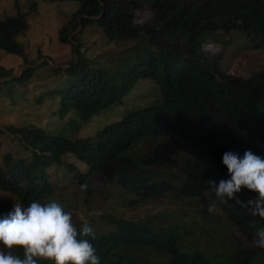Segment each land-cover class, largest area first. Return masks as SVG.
I'll list each match as a JSON object with an SVG mask.
<instances>
[{"label":"trees","instance_id":"16d2710c","mask_svg":"<svg viewBox=\"0 0 264 264\" xmlns=\"http://www.w3.org/2000/svg\"><path fill=\"white\" fill-rule=\"evenodd\" d=\"M72 1L79 2V6L60 27L59 41L73 40L76 57L65 68L54 67L67 83L54 94L48 93L53 104L50 99L47 102L52 112L47 117L60 114L62 130L44 129L36 118L19 127L11 124L4 130L0 128V133L11 131L16 137L14 143L18 144L17 157L4 154L0 165V187L15 200L13 203L0 200V214L11 210L14 203L27 206L33 200L43 203L49 199L60 202L68 211L71 193L65 198L53 186V182L58 186L63 183L59 177L62 169L64 176L72 178L68 187L84 188L89 194L97 176L124 191V205L133 206L149 203L166 192H180L186 197L204 193L216 196L207 181L218 182L226 177L227 169L221 162L225 151L243 154L245 149H251L264 156V126L249 117L252 108L264 113V67L245 76L227 74L219 67L221 53L212 56L203 46L208 33L236 29L244 32L256 48H261L264 0ZM37 4L30 5V13ZM145 8H149L151 16L138 20ZM27 15L28 12H18L0 20V49L25 60V47L18 37L29 26ZM89 24L96 27L97 34L124 46L116 48L115 44L104 52L89 53L91 48L85 46L83 39L82 43L77 39L81 29ZM32 71L33 67L27 68L21 76L0 83V87L12 86L15 81L25 83ZM9 73V69L0 66V77L13 75ZM140 79L155 84L158 100L128 109L104 125L94 121L109 106L127 104L125 98ZM44 100L42 95L38 104ZM68 115L70 119L65 120ZM92 123L96 128L91 133L80 134L84 125ZM68 126L70 133L66 131ZM177 135L188 150L171 156ZM169 140L173 145L168 148ZM157 146L161 150H154ZM22 148L27 155H20ZM71 157L79 164L71 161ZM221 204L229 220L235 223L245 220L231 203L221 201ZM151 207L155 209L158 204ZM98 215L109 227L102 230L94 226L96 236L91 242L100 264H154L146 257L122 252L123 248H135L140 243L162 246L158 241L162 233L154 231L153 216L135 220L119 211H103ZM82 223L85 221L79 222ZM259 248L264 254V248ZM168 249L170 258L159 264H211L202 252L184 251L175 241ZM13 252L23 254L19 247ZM255 252L249 249L239 264H250ZM39 264L54 261L40 260Z\"/></svg>","mask_w":264,"mask_h":264},{"label":"rangeland","instance_id":"374dc122","mask_svg":"<svg viewBox=\"0 0 264 264\" xmlns=\"http://www.w3.org/2000/svg\"><path fill=\"white\" fill-rule=\"evenodd\" d=\"M33 2L38 4L36 10L30 13V5ZM78 6L79 2L72 0L56 3L41 0H0V20L7 16L16 15L18 12H28L27 19L29 22L26 32L18 37V40L25 47L26 60L0 49V66L9 69L10 73L13 72L11 76L0 77V83L13 76H21L25 69L33 67V75L25 83L15 81L12 86L4 84L0 87L1 129L4 130L3 127L7 128L11 124L16 127L26 125L31 118L32 120L36 118V121L44 129H50L51 127L58 131L62 130L63 123H61L60 114H56L51 118L47 117L52 113L49 109L50 105H47L48 100L50 99L53 104L48 93L52 91L54 94L58 87L67 83L66 79L63 80L62 76L54 71V67L65 68L68 66L69 61L76 57L75 42L71 40L69 43H61L59 41V29L67 23V20L71 18V13ZM148 9H142L138 20L143 21L146 17L151 16ZM95 28L93 24H89L86 29L79 27L76 31L83 30L77 39L81 43L83 39L85 46L91 48L89 53L92 51L104 52L115 44L116 48L124 46L122 42H111L103 34L102 36L97 34ZM203 44L205 50L212 52V56L221 53L222 58L219 67L227 74L245 76L251 70L264 67V45L261 48H256L247 35L240 30H220L208 33ZM44 61L46 62L42 63ZM59 72H61V69H59ZM154 86L155 84L151 80L140 79L132 88L129 96L125 98L127 104L109 106L101 114V117L94 121L104 125L109 120L122 116L128 109L155 102L158 100V95ZM42 95L45 100L40 105L38 100ZM43 115L44 117H42ZM249 117L256 124L264 126V113L262 111L252 108ZM64 119H70V115L64 117ZM93 126L94 123L90 126L84 125V131L80 134L87 135L91 133L93 128H96ZM66 131L70 133L71 128L68 126ZM11 133L9 130L0 133V165H3L4 154L10 153L17 157L18 144L14 143L13 139L16 137ZM175 141L177 143L174 145L171 140L166 143L168 148L173 145L170 151L171 156L188 150V146L184 148L182 145L184 140L180 136H175ZM142 147L146 149L145 145ZM154 150L159 151L161 147L157 146ZM20 155L25 156L27 152L22 148ZM70 160L77 165L80 162L74 157H71ZM80 164L84 169V165ZM63 173L62 169V172H59V177L63 179V183L58 186L56 182H53V186L65 198L69 192L71 193L69 205L66 209L71 212L75 224L80 225L79 222L84 220L86 223L92 224L91 226L94 229L97 225L102 230H107L109 227L106 226L105 219L100 218L98 215L99 213L102 214L103 211H119L124 217L135 220H144L153 214H157L153 216L154 222L152 223L155 230H170L174 233L182 250L200 251L209 257L211 264H239L246 258L249 249H255L256 251L250 264H264V254L261 253L259 246L255 243L254 236L258 228L264 227V218L250 215L246 209L240 207L234 200L226 201L244 215L245 220L243 222L235 223L231 219L229 220L226 212L224 213L221 210L217 212L205 196L189 198L179 193L166 192L161 197L151 199L149 203L139 202L133 206H127L124 205L125 201L123 199L125 192L119 190L114 183H108L96 176L91 183L94 188L88 194L84 192V188L68 187L72 178L64 176ZM69 177L70 179H68ZM238 195L241 199H247L249 196L254 197L256 194L250 190L242 189ZM170 198L173 199L170 201ZM0 200L6 203L15 202L10 193L1 187ZM157 204L158 207L151 208V206ZM122 252L125 254L133 253L138 258L146 257L152 260L154 264H159L162 262L161 260L170 258L166 250L149 246L141 250L129 246L123 248Z\"/></svg>","mask_w":264,"mask_h":264},{"label":"clouds","instance_id":"9594fccd","mask_svg":"<svg viewBox=\"0 0 264 264\" xmlns=\"http://www.w3.org/2000/svg\"><path fill=\"white\" fill-rule=\"evenodd\" d=\"M221 162L226 166V177L218 182L207 181L216 196L204 193L189 198L205 196L217 212H224L221 201L234 200L250 215L264 218V156L251 149H245L243 154L228 150L222 154ZM242 189L256 195L241 199L238 194ZM154 231L162 233L158 240L162 246L158 245L156 249H164L170 255L168 246L174 241L180 248L170 230ZM95 236L89 223L77 227L72 214L54 199L44 203L33 200L27 206L14 203L11 210L0 214V264H39L40 260H53L54 264H100V257L91 242ZM254 236L255 243L264 248V227L258 228ZM146 246L154 247L148 242L146 245L140 243L137 248L141 250ZM16 247L22 248V256L14 254Z\"/></svg>","mask_w":264,"mask_h":264}]
</instances>
